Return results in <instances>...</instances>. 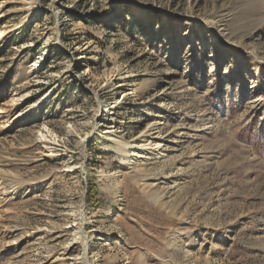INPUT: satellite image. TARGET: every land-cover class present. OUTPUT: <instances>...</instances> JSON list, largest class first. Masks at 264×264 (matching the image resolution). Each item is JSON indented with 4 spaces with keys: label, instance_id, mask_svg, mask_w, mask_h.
<instances>
[{
    "label": "rangeland",
    "instance_id": "374dc122",
    "mask_svg": "<svg viewBox=\"0 0 264 264\" xmlns=\"http://www.w3.org/2000/svg\"><path fill=\"white\" fill-rule=\"evenodd\" d=\"M0 38V264H80L81 207L92 264H264V0H0Z\"/></svg>",
    "mask_w": 264,
    "mask_h": 264
},
{
    "label": "bare ground",
    "instance_id": "6f19581e",
    "mask_svg": "<svg viewBox=\"0 0 264 264\" xmlns=\"http://www.w3.org/2000/svg\"><path fill=\"white\" fill-rule=\"evenodd\" d=\"M1 39V38H0ZM36 64H34L35 66ZM118 76V75H117ZM118 80V79H117ZM121 80H123L121 78ZM115 81V79L113 78V76H110L106 82L104 83L103 86H105L107 83L109 84H112V87H113V82ZM257 83V82H256ZM125 85V84H124ZM127 85V84H126ZM125 85V86H126ZM113 89H116V90H120L122 89L121 86H114ZM112 89V90H113ZM107 91V90H106ZM114 93V92H113ZM125 94V93H123ZM125 97V96H124ZM123 97V98H124ZM99 98V96H98ZM14 102V101H13ZM12 103V102H11ZM113 108V106H112ZM101 114V113H100ZM99 112L94 116L93 118V124H92V129H93V132L94 130L97 131L99 130L101 134L103 135H108L106 136V140L108 142H111V143H115V145H117V150L116 152L119 154V152H127V156H137L138 159H146V155L149 154L153 151H158L160 149V144H149L148 143H145V141L147 139H152L155 132H156V129H157V126L156 125H153L151 128H149L146 132H144V134L140 135L139 137V141L140 142H144V143H140V144H129V143H125L124 141H122L119 137H117L115 134V131H116V121L115 119L113 118L114 114L113 113H108L107 114V118L103 119L102 117V114L100 115ZM6 116V115H5ZM22 116V113L20 114H17L15 117H14V120L20 118ZM118 123V122H117ZM160 126V125H159ZM160 128V127H159ZM120 132V131H119ZM100 134V135H101ZM159 135V134H158ZM102 136V135H101ZM157 136V135H156ZM91 138L90 134L87 135L85 137L84 140H82V146L84 148V145L86 142H88V140ZM136 138V137H135ZM134 138V139H135ZM138 138V137H137ZM136 138V140H137ZM133 139V140H134ZM133 142V141H132ZM153 142V141H152ZM127 148H131V151L127 150ZM134 150H137L138 152H140L139 154H136L134 153L133 151ZM161 151V150H160ZM154 152V153H155ZM159 153V152H158ZM125 154V155H126ZM156 154V153H155ZM43 155V154H42ZM149 160V159H148ZM81 165L78 166V169L81 170ZM1 190V189H0ZM83 207L80 208L78 214H77V222L75 223L76 227L78 228V236L76 238V243H79V245L81 246V254L77 256L76 260L77 262H79L80 264H92L90 263L89 259H88V252H89V249H90V244H91V241L90 239L87 237V234L85 233L84 230H82V227L85 225V219H84V212H83ZM91 221V220H90ZM74 225V226H75ZM75 227V228H76ZM95 229V228H94ZM59 255V254H58ZM57 257V256H56ZM68 258V257H67ZM65 259V258H64ZM72 259V258H71ZM75 262V261H74ZM76 262V263H77ZM78 264V263H77Z\"/></svg>",
    "mask_w": 264,
    "mask_h": 264
}]
</instances>
